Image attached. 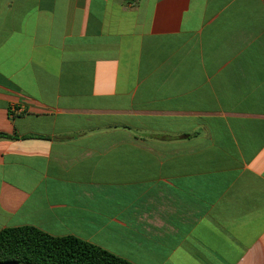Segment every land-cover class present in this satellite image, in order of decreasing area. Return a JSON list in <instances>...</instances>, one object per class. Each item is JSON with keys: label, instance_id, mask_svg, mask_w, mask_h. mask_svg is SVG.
<instances>
[{"label": "crops", "instance_id": "1", "mask_svg": "<svg viewBox=\"0 0 264 264\" xmlns=\"http://www.w3.org/2000/svg\"><path fill=\"white\" fill-rule=\"evenodd\" d=\"M132 264H264V0H0V232Z\"/></svg>", "mask_w": 264, "mask_h": 264}, {"label": "trees", "instance_id": "2", "mask_svg": "<svg viewBox=\"0 0 264 264\" xmlns=\"http://www.w3.org/2000/svg\"><path fill=\"white\" fill-rule=\"evenodd\" d=\"M0 260L22 264H132L78 238L51 237L33 227L2 230Z\"/></svg>", "mask_w": 264, "mask_h": 264}, {"label": "water", "instance_id": "3", "mask_svg": "<svg viewBox=\"0 0 264 264\" xmlns=\"http://www.w3.org/2000/svg\"><path fill=\"white\" fill-rule=\"evenodd\" d=\"M0 264H20V263H18L17 261H7V262L0 261Z\"/></svg>", "mask_w": 264, "mask_h": 264}, {"label": "flooded vegetation", "instance_id": "4", "mask_svg": "<svg viewBox=\"0 0 264 264\" xmlns=\"http://www.w3.org/2000/svg\"><path fill=\"white\" fill-rule=\"evenodd\" d=\"M0 261L7 262V261H4V260H0ZM20 264H22V263H20Z\"/></svg>", "mask_w": 264, "mask_h": 264}]
</instances>
